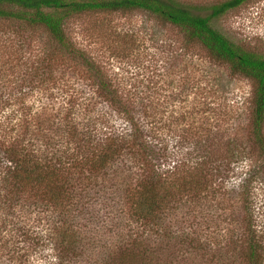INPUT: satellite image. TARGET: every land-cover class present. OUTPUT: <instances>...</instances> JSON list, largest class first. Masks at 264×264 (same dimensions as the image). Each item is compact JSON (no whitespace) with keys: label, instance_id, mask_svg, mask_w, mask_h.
I'll return each instance as SVG.
<instances>
[{"label":"rangeland","instance_id":"1","mask_svg":"<svg viewBox=\"0 0 264 264\" xmlns=\"http://www.w3.org/2000/svg\"><path fill=\"white\" fill-rule=\"evenodd\" d=\"M179 1L208 6L222 0ZM212 24L237 45L264 56V0L246 1ZM65 31L83 56L61 53L42 28L0 19V134L15 136L19 132L11 128L27 121L31 131L26 132L35 140L37 124L44 123L46 132L57 123L73 93L95 103L94 113L104 114L99 127L107 131L127 130V118H133L138 132L164 154L162 165H172L178 151L192 152L200 159L195 176L215 181L214 187L217 177L210 175L217 167L233 161L236 171L226 179L228 189L212 192L208 203L200 199L172 212L158 235L143 234L129 201L122 199L125 182H135L138 157L126 155L100 186L83 193L82 201L89 202L84 215L77 204L70 213L65 210V218L45 202L0 198V264H117L126 246L138 256L132 264H244L227 253L225 241L240 228L236 220L243 214L244 190L231 188L239 192L237 185L246 180L256 206H264V149L251 134L253 80L232 72L178 26L149 12H84L69 18ZM98 84L116 89L127 108L98 97ZM61 226H69L65 239Z\"/></svg>","mask_w":264,"mask_h":264},{"label":"trees","instance_id":"2","mask_svg":"<svg viewBox=\"0 0 264 264\" xmlns=\"http://www.w3.org/2000/svg\"><path fill=\"white\" fill-rule=\"evenodd\" d=\"M246 1L249 0H222L208 6H192L179 0H0V19L44 29L58 50L71 56H83L65 31L66 21L77 14L141 10L175 24L188 38L198 41L211 58L226 63L232 72L253 80L251 134L254 144L263 150L264 56L237 45L212 24L214 18ZM201 8L208 9V12L201 13ZM95 94L122 111L127 108L118 91L107 84H98ZM94 104L92 100L83 96L76 98L72 93L62 104L64 115L57 123H50L46 132L44 123L39 125L36 122L35 140L26 132V129L31 131V123L27 121L17 125V129L11 128L19 132L15 136L0 134L1 199L45 202L48 210H61L65 218V210L70 213L69 207L77 204V211L81 209L84 215L87 201H82L86 196L83 193L100 186L105 173L117 169L124 163L126 155L127 160L138 157L141 160L136 163L138 172L133 173L135 182L128 180L118 188L123 186L121 190L125 196L122 199L129 201L130 210L143 228V234L153 231L158 235L161 224L179 207L187 205L191 208L192 203L200 199L208 203V196L214 197L212 192L220 191L221 187L228 189L226 179L236 171L231 166L233 161L211 173L210 177L216 176L218 181L214 187L215 181L208 184L205 178L201 180L195 176L194 170L200 159L193 158L192 152L178 151L179 156L175 155L172 165L170 161L167 166L162 165L160 155L164 154H157L156 144L138 132L133 118H127L130 125L127 130L123 128L120 133L107 131L102 124L99 127L104 114L100 111L95 114ZM0 122L2 125V120ZM55 124L57 126L53 128ZM244 181L237 185L239 192L231 188L239 194L243 189L245 196L241 198L242 217L236 220L240 228L237 227L233 238H226L229 246V252H226L239 257L244 264H264V206H256L253 193L248 189L249 183ZM222 203L220 199L218 204ZM71 217L75 221L76 215ZM68 231L69 226H61L64 239ZM66 247L68 251L74 249ZM202 248L206 249V246ZM118 256L121 261L117 264H132L138 258L136 252L127 246Z\"/></svg>","mask_w":264,"mask_h":264}]
</instances>
